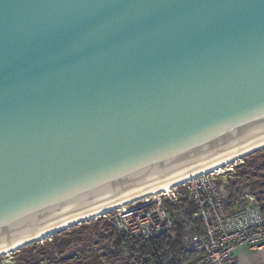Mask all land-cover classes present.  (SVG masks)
<instances>
[{
  "label": "water",
  "instance_id": "obj_1",
  "mask_svg": "<svg viewBox=\"0 0 264 264\" xmlns=\"http://www.w3.org/2000/svg\"><path fill=\"white\" fill-rule=\"evenodd\" d=\"M262 144L264 0H0V251Z\"/></svg>",
  "mask_w": 264,
  "mask_h": 264
},
{
  "label": "built area",
  "instance_id": "obj_2",
  "mask_svg": "<svg viewBox=\"0 0 264 264\" xmlns=\"http://www.w3.org/2000/svg\"><path fill=\"white\" fill-rule=\"evenodd\" d=\"M220 172L206 171L180 183L186 189L185 198L173 186L168 192L152 193L118 206L109 218L116 230L133 242L170 232L179 220L181 243L190 256L188 264H234L238 246L245 245L252 251L264 247V216L255 195L249 192L228 205L219 183ZM187 200L195 204L191 215L184 212ZM145 260L151 261V256ZM134 264L144 262L135 259Z\"/></svg>",
  "mask_w": 264,
  "mask_h": 264
},
{
  "label": "trees",
  "instance_id": "obj_3",
  "mask_svg": "<svg viewBox=\"0 0 264 264\" xmlns=\"http://www.w3.org/2000/svg\"><path fill=\"white\" fill-rule=\"evenodd\" d=\"M249 157L237 165L235 178L223 186L226 202L233 205L249 192L258 198L264 216V154L256 150ZM244 178L253 180L246 184L242 182ZM194 211L195 204L187 200L185 214ZM109 215L104 213L20 247L11 253L14 264H134L135 259L143 260L144 264H188L190 256L181 243L179 220L170 232L133 242L116 230ZM196 224L200 222L196 220ZM148 255L151 261L145 260ZM2 259L0 255V264Z\"/></svg>",
  "mask_w": 264,
  "mask_h": 264
},
{
  "label": "bare ground",
  "instance_id": "obj_4",
  "mask_svg": "<svg viewBox=\"0 0 264 264\" xmlns=\"http://www.w3.org/2000/svg\"><path fill=\"white\" fill-rule=\"evenodd\" d=\"M259 147H262L263 148L264 147V144L258 146L257 148H259ZM248 151H246L244 153H241L239 155H236L234 157H231V158H228V159L219 161V162L214 163L212 165H209V166H207L205 168H202V169H200L198 171L191 172V173H189L187 175H184V176H182L180 178H177V179H175V180L167 183L164 186L155 188V189L150 190V191H147V192H143V193L137 194V195H135L133 197H130V198L126 199V200H123L121 202H118V203H115V204H111V205H108L106 207L96 209V210H94V211H92L90 213H87V214H84V215H81V216L72 218V219H70V220L62 223L61 225H58V226L53 227V228H50V229L44 231L43 233L34 236L30 240H40V239H44L46 236L49 237L53 233V231H56V230L61 229V228H66L69 225L78 223L80 221H84V220L86 221V220H88V219H90V218H92V217H94L96 215H100L103 212H108L110 209H115L118 206L124 205L125 203L132 202V201L137 200V199H139V198H141L143 196H146V195H149V194H152V193H156V192H160V191L168 192L173 186H175L177 184H180V183H182L184 181H187V180L191 179L192 177H194L197 174H200V173H203V172H206V171H210V170L221 171V169H222L221 167H223L225 164H227V163H229V162H231L233 160H236V159L240 158L241 155L247 153ZM27 241L25 240V241H22V242H19V243L15 244L12 247L4 248L3 250L0 251V255L9 254L10 251L16 249L19 245H21L22 243L27 242Z\"/></svg>",
  "mask_w": 264,
  "mask_h": 264
},
{
  "label": "rangeland",
  "instance_id": "obj_5",
  "mask_svg": "<svg viewBox=\"0 0 264 264\" xmlns=\"http://www.w3.org/2000/svg\"><path fill=\"white\" fill-rule=\"evenodd\" d=\"M258 150H260V154H264V147H263V148H260V149H258ZM255 151H256V150H255ZM252 153H254V151H253V152H250V153H248V154H246V155H244V156L241 157V158H238V159H236V160H233V161H231V162L225 164L223 167H221L222 169H221L220 174H218V176H219V178H220V181H221V183H222V186L226 185L229 179H233V178H235L234 174H235V172H236V170H237V169H236L237 165L243 163V161L245 160V158H248ZM250 158H251V157H249V159H250ZM241 165H242V164H241ZM252 180H253L252 178H250V179H245V178H244V179H242V182L248 184V183H250V181H252ZM175 187H176V189H177L178 191L181 192V197L185 198V197L187 196L186 189L184 188V186H182V184H177V185H175ZM247 191H248V190H247ZM255 198L258 200V198H257L256 196H255ZM112 212H113V210L110 209L108 212H106V214L108 215V214H111ZM102 215H103V214L101 213V215H96V216H94V217L88 219L87 221L94 220V219H96L97 217H100V216H102ZM46 237H47V236H46ZM11 253H12V252H11ZM11 253L1 255V256L3 257V259H2V264H14Z\"/></svg>",
  "mask_w": 264,
  "mask_h": 264
},
{
  "label": "crops",
  "instance_id": "obj_6",
  "mask_svg": "<svg viewBox=\"0 0 264 264\" xmlns=\"http://www.w3.org/2000/svg\"><path fill=\"white\" fill-rule=\"evenodd\" d=\"M234 257V264H264V247L260 251H252L245 245L238 246Z\"/></svg>",
  "mask_w": 264,
  "mask_h": 264
}]
</instances>
